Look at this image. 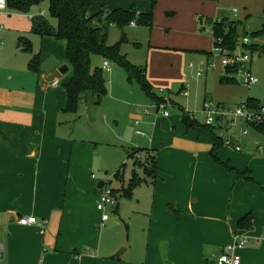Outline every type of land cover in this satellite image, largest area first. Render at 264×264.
Instances as JSON below:
<instances>
[{
    "label": "crops",
    "instance_id": "1",
    "mask_svg": "<svg viewBox=\"0 0 264 264\" xmlns=\"http://www.w3.org/2000/svg\"><path fill=\"white\" fill-rule=\"evenodd\" d=\"M133 4L139 12L152 11L153 27L131 23L121 50L131 62L147 67L158 98L144 91L142 97L114 68L102 102L82 101L75 112L66 110V84L73 73L67 42L33 32L30 16L44 9L0 11V243L5 249L0 264H217L224 247L237 239L246 241L240 252L245 264H264V132L249 128L243 135L240 124L225 133L218 129L224 139L232 136L233 145L214 151L210 132L187 127L181 112L187 108L172 92L158 93L178 87L188 97V80H198L189 61L207 63L198 71L204 70L203 75L213 67L208 62L214 37L200 31V16L238 20L256 33L264 28V0H112L101 17ZM98 11L91 7L89 15ZM250 38L251 44L264 46V34ZM26 40L40 56L37 70L30 68ZM262 50H257L260 56ZM64 65L68 69L61 72ZM224 74L206 75V91L211 85L214 89L210 103L235 108L249 97L264 103L250 95L248 85L249 91L239 82H221ZM160 97L166 99L164 109ZM135 119L145 135L134 130ZM154 157L158 171L152 178L147 168ZM114 175L122 184L113 188L117 200L135 202L126 223L128 242L132 231L143 232L144 247L134 240L126 247L113 240L109 228L120 225L117 219L109 218L103 230L107 224L97 205ZM113 210L121 213L120 202ZM247 214H252L251 224L239 226ZM28 216L39 222L22 225L20 219Z\"/></svg>",
    "mask_w": 264,
    "mask_h": 264
},
{
    "label": "trees",
    "instance_id": "2",
    "mask_svg": "<svg viewBox=\"0 0 264 264\" xmlns=\"http://www.w3.org/2000/svg\"><path fill=\"white\" fill-rule=\"evenodd\" d=\"M151 1L154 2L155 0ZM46 2L48 4V14L46 15L45 10H41L38 16L33 15V32L41 37L53 36L67 42L66 57L73 72L70 81L66 84L68 91L67 111H77L82 101H93L95 104H100L108 93L104 68L93 67L91 63L93 54H97L103 57L105 61H112L124 68L130 81H136L150 97L158 98L155 97L154 87L147 78V67L131 62L121 50L122 45L129 41L125 28L131 23L136 22L138 25L153 27L152 11L139 12L133 4L129 9H114L106 17H101L102 11L89 15L94 0H7V8L21 13H30L33 7L41 6ZM42 12L44 13L42 14ZM50 18L56 20L55 25ZM198 20L200 31H211L215 47L220 46L227 55L238 48L242 37L264 34V28L256 33H249L244 29L243 22L238 20L230 21L203 16H200ZM113 24L121 30V37L116 43L108 44L109 30ZM247 48L252 51L263 49L262 54H264V46L250 44L245 46V49ZM24 50L32 54L30 68L37 70L40 64V56L39 54H33V46L30 41L26 40ZM235 73V67H225V74L221 76L220 81L223 83H238L239 80L234 76ZM157 102L158 104H164L166 99L160 97ZM247 103L253 108H258L263 104L257 98L252 97L247 99ZM181 112L187 127H203L211 133L214 141V151L224 146L225 139L216 132L220 128L206 124L204 119L202 122L199 117H193L191 112L184 108L181 109ZM258 131L264 132V129ZM150 163L153 170L147 168V174L155 178L158 171L155 157L150 159ZM228 168L237 172L239 176L245 174L232 167L228 166ZM120 175L119 171L117 176L120 177ZM137 180H133L131 185L134 186ZM251 221L252 214H247L239 221L238 225L245 227L250 225Z\"/></svg>",
    "mask_w": 264,
    "mask_h": 264
},
{
    "label": "rangeland",
    "instance_id": "3",
    "mask_svg": "<svg viewBox=\"0 0 264 264\" xmlns=\"http://www.w3.org/2000/svg\"><path fill=\"white\" fill-rule=\"evenodd\" d=\"M111 1L112 0H94L92 8L98 7V10H99L98 12H100L101 10L105 11L106 8H109V6L111 5ZM133 1L136 2V0H133ZM46 7H48L47 2L42 4L39 8L44 9L47 12L46 14H48V8H46ZM50 20H51L52 23L56 22V20H54V19L50 18ZM118 30H119V28H112V29L109 30V37H108V43L109 44L110 43L114 44L115 42H117L119 40ZM242 51L243 50L240 49V47H238L236 49V53H238V54H241ZM134 52H135V50L133 51V53ZM245 53L249 54L252 57V60L249 63V68L251 69V72H252L253 76L258 78V82L257 83L249 86L250 95L258 97L261 101L264 102V54L261 53L262 55L260 56V52L259 51H257V50L252 51L249 48H247L245 50ZM103 60H104V58L99 56V55H97V54H93L91 56L92 65H98V66L102 67ZM209 60L210 61L208 62V64H212L213 67L210 68L208 73L202 75V78L197 77V72L200 69H204L206 67L207 63H201L200 58H197L196 60H193V61H189V63L192 62L191 63L192 65L189 66L190 68H192V71H190V72L192 73L193 77L195 79H198V80H195V81L188 80V81L191 82V86H192L191 87V93H190V95L188 97H185L183 94L179 93L178 87L172 88L171 91L168 88H162L163 89V93H162L163 96L164 95L168 96V94L172 92V95H174L173 98L175 100L180 102V104H182L188 110H194L195 112H197L195 114H197V116L200 119H205L204 115L202 113H200L202 111L203 107H204V104L207 103V102H210L209 101L210 99L214 100V97H213L214 89H213V86L211 84H210L211 85L210 89H208L206 91L205 82H204L205 78H206V75H208L207 78H209V77H211L213 72L215 73V70H219V71L220 70H222V71L224 70L225 71V66L223 64V59H222V56L220 55L219 52L215 51L214 55L211 56V58ZM109 63H110V66H111V70L110 71H107V69L104 70L105 77H106V80L108 82L111 80V75H112L111 71H113L114 68L116 69V71H118V76L120 75L121 77H123V79H127L128 80L127 73L124 70V68H122L121 66L117 65L116 63H114L112 61H109ZM208 83H210V81ZM238 84L240 86H244V87L247 86L244 83V78L243 77H241V79L239 80ZM129 85H131V87H134V89L139 91L140 95L142 97H146V95L144 94L141 86L136 81L130 82ZM247 87H245V88L248 90ZM160 91L161 90H159L158 93L160 95H162L161 94L162 91L161 92ZM205 98H208V101H206ZM168 110H170L171 112L178 111V109H174L173 110L171 106H168ZM160 115H163V113H160ZM138 122L139 121H136V119L133 121L134 130H139V132L141 134L145 135L146 134V133H144V132H146L145 129L142 127V125H139ZM232 130L233 129H230V131H232ZM221 131L223 133L226 132L225 130H221ZM237 132H238V130H237ZM131 165H132V161H130L128 163V167L126 168V176H125L126 179H127V174L129 173ZM148 169L149 170H153L151 168L150 161H149ZM106 182H110V177L106 178ZM126 185H127V182L125 183V186ZM121 186H122V184H121L120 179H118L114 175V177H112V182L110 184V188L118 189V188H121ZM117 202H120V212H121L120 214H116L115 210H113L112 206L108 207L107 210H106L107 214L109 215V218L117 219L120 222L119 226L109 228V230L111 231L110 232V234H111L110 236L113 238L114 241H116V242L119 241V243L124 244L123 247H126V245H128V244L130 245L131 243H133L132 240H134L135 244L136 243H140V245H142V247H144L145 237H144V233L143 232H138V234L136 235L132 231V235H130L131 236V241L128 242L129 233L127 231L126 223H128V218H130L131 215L133 214V206L132 205H134L135 202H133L132 200H130V199L126 198V197H121L120 200H117ZM109 223H110V221L109 222L106 221L105 224H107V225L103 226V230H105V227L107 228ZM141 231H142V228H141ZM123 247H120L118 252Z\"/></svg>",
    "mask_w": 264,
    "mask_h": 264
},
{
    "label": "built area",
    "instance_id": "4",
    "mask_svg": "<svg viewBox=\"0 0 264 264\" xmlns=\"http://www.w3.org/2000/svg\"><path fill=\"white\" fill-rule=\"evenodd\" d=\"M7 9V0H0V11ZM44 12H42L43 14ZM33 18V15L30 16ZM135 23V22H133ZM251 44V38L249 36H244L239 41L240 49L242 53H236V50L231 54L227 55L220 46L215 47V51L219 52L223 56V62L225 67L232 66L236 68L235 77L240 80L241 77L244 78V83L248 86L253 85L258 82V78L253 76L251 69L249 68V63L252 60V57L245 53V46ZM3 45L2 39H0V48ZM108 61H105V69H109ZM204 70L198 72V75H203ZM53 84H58V81H53ZM189 86L186 84V87ZM163 91V89H161ZM185 95L188 92H184ZM160 108H166L165 103L160 104ZM165 115H168V111L164 110ZM196 112H191L193 117L198 118ZM204 115V122L208 125H215L221 130H227L236 128L240 125L245 127L242 130L243 135L248 134L249 128L256 130L264 129V103L261 104L258 108H253L247 102H244L238 107L230 108L223 105H217L216 103L207 102L204 104V107L201 111ZM232 136H229L225 139L224 144L233 145L231 139ZM237 150H241V146L236 145ZM117 197L115 192L110 186H105L101 192V198L97 205L98 209L103 212L102 221L109 220V215L106 210L108 207H115L117 205ZM39 221L35 216L22 217L20 223L22 225H31L37 224ZM244 239H237L232 243L226 245L223 249V252L217 257V264H245L241 256V250L245 247ZM5 254L4 245L0 243V260L3 259Z\"/></svg>",
    "mask_w": 264,
    "mask_h": 264
},
{
    "label": "water",
    "instance_id": "5",
    "mask_svg": "<svg viewBox=\"0 0 264 264\" xmlns=\"http://www.w3.org/2000/svg\"><path fill=\"white\" fill-rule=\"evenodd\" d=\"M67 69H68V66L67 65H64V66H62V68L60 69V71L61 72H66L67 71ZM120 254V252L119 253H117V255L116 256H118Z\"/></svg>",
    "mask_w": 264,
    "mask_h": 264
}]
</instances>
